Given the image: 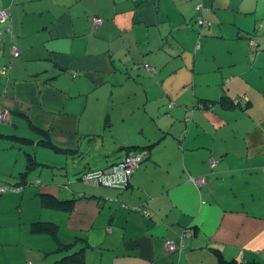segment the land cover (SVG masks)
Returning <instances> with one entry per match:
<instances>
[{
    "label": "crops",
    "instance_id": "obj_1",
    "mask_svg": "<svg viewBox=\"0 0 264 264\" xmlns=\"http://www.w3.org/2000/svg\"><path fill=\"white\" fill-rule=\"evenodd\" d=\"M198 4L210 22L201 35ZM0 9L9 14L0 70L10 44L21 49L0 73L10 115L0 121V186L18 185L36 162L23 189L0 195V264H53L67 245L85 248V264H220L217 254L264 264V0H0ZM118 100H140L132 112L143 109L144 122L127 124ZM107 132L118 146L110 164L154 144L124 190L68 176L67 158ZM193 177L207 180L197 188ZM41 194L72 208H43ZM37 221L55 223L56 239L31 232ZM165 241L182 248L165 255Z\"/></svg>",
    "mask_w": 264,
    "mask_h": 264
},
{
    "label": "trees",
    "instance_id": "obj_2",
    "mask_svg": "<svg viewBox=\"0 0 264 264\" xmlns=\"http://www.w3.org/2000/svg\"><path fill=\"white\" fill-rule=\"evenodd\" d=\"M198 5H201V4H198ZM195 6V12H196V16L194 18V21L196 23V25L198 26V34L201 35L202 31L204 30V28L210 26V22H208L204 17H203V7L201 5V10H197V6ZM201 19L203 20V22H205L206 25H202L199 23L198 19ZM249 46L251 47V49H255V42L250 38L249 39ZM20 55H21V49H20ZM19 55V57H20ZM16 58V59H10L8 58L7 62L8 63L10 60L12 61V66L11 68L14 66L15 62L19 59ZM149 67L150 69L153 67L149 66L148 64H145L143 66V68L147 71H149L151 74L153 73H156V70L155 72H153V70L151 69H147L146 67ZM10 71V70H9ZM8 71V72H9ZM7 72V73H8ZM6 73V74H7ZM4 74V75H6ZM235 100H225V99H221L220 100V104L225 106V107H236L238 106L240 103H237L235 104L234 103ZM213 106V103L212 102H200L198 103L197 107L200 108V109H205V108H210ZM189 120V118L187 119ZM44 145L54 151H59L57 148H55L54 146H52L50 143H44ZM154 146V144H151V145H148L146 147H139V146H129V147H126L125 150V155L123 156V158L118 161V162H114L110 165H108L106 168H103V169H98V170H86V171H83L81 173V175L79 176V182L83 183V184H86V185H92V186H102V187H107V186H104L102 184H99V183H88V182H85L83 180V177L85 175H87L88 173H93V172H98V171H101V170H105L107 168H109L110 166H113V165H117V164H120L122 162V160L127 156L129 155L130 153H144V155L142 156L141 158V162L139 164V166L132 172V174L130 175L129 179H128V182L127 184L121 188V189H127L129 184H130V178L131 176L133 175V173L140 167V165L143 163V161L146 159V157L150 154L149 150ZM34 167H36V162L33 160V159H28V164H27V167H26V170L25 172H23V174L20 176V182L18 183V185H5V186H0V187H7V188H21L23 189V187L25 186V184L27 183V174L31 171V170H34ZM194 178V177H193ZM15 192H18V191H12V190H7L6 192L4 193H0V195H3L5 193H15ZM40 198H41V205L43 208H47V209H53V210H59V211H65V212H68L71 210L72 208V204H73V200H61V199H57L56 197H53L52 195H49V194H41L40 195ZM56 231H57V225L53 222H43V221H37L35 223H32L31 224V232L33 233H45V234H50V235H53V237L56 239ZM182 236L184 237L185 234H182ZM183 237H181L182 241H183ZM182 241L180 243V245H177L176 243V246H177V249L169 254L166 253L165 251V244L169 241H165L163 243V252L165 255H170L172 253H175V252H179L180 251V248H182ZM67 247H69L68 245L65 246V248H58L56 253L61 252V251H64V255L62 257H60L58 260L54 261L53 264H85V259H84V249L85 248H79V249H76L70 253H68L67 250H65ZM74 248V247H73ZM218 256V259H219V263L220 264H238L237 262L235 261H229V260H225L223 259L219 254H217Z\"/></svg>",
    "mask_w": 264,
    "mask_h": 264
},
{
    "label": "built area",
    "instance_id": "obj_3",
    "mask_svg": "<svg viewBox=\"0 0 264 264\" xmlns=\"http://www.w3.org/2000/svg\"><path fill=\"white\" fill-rule=\"evenodd\" d=\"M197 10H201V5L197 6ZM9 14L7 9H0V48L4 44L3 35L5 33V28L3 27L4 24L8 21ZM95 24L98 25L101 23V19H95ZM199 23L202 25H206L203 20L200 18L198 19ZM9 58L16 59L20 55V48L16 44H10L9 50ZM12 66V61L10 60L6 63L0 70L1 74H6ZM147 69H150L148 66ZM152 69V68H151ZM150 69V70H151ZM155 72L154 69H152ZM241 99H235L234 103H240ZM10 120V115L7 110H3L0 108V121L8 122ZM144 153H130L127 155L120 164L110 166L105 170H101L98 172L88 173L83 177V180L88 183H99L107 187H116V188H123L132 174V172L139 166L141 162V158ZM216 164L214 159L210 160V165L213 167ZM207 178L198 177V178H191V182L194 184L195 187L200 188L206 183ZM7 190L12 191H20L21 188H7V187H0V193H4ZM177 246L174 242H167L165 244V251L167 254L175 251Z\"/></svg>",
    "mask_w": 264,
    "mask_h": 264
},
{
    "label": "rangeland",
    "instance_id": "obj_4",
    "mask_svg": "<svg viewBox=\"0 0 264 264\" xmlns=\"http://www.w3.org/2000/svg\"><path fill=\"white\" fill-rule=\"evenodd\" d=\"M119 104L116 106V111L118 112H123V114L126 116L125 121L127 124L131 122H138L139 124H142L144 122V117H143V109L142 110H135V112H132L133 109H135L137 106L140 105L141 101L138 100H125V101H120L118 100ZM113 118V116H112ZM119 122V121H118ZM114 123L116 124L113 132L111 134L114 136V139L117 141L122 140V133L120 131H123L120 129V126L117 125V121L114 120ZM110 135V132L106 133V136L102 139L100 145L94 144L95 142H92L90 146H86V144H83L81 149H83L82 156L80 158H75L74 160L71 159L72 157L67 158L68 162V171L71 173L72 171H76L74 175L70 177V173H68V176L70 179L73 178H78L84 167L88 164L92 169H98L106 166L107 164H110L115 160V156L113 153V149H117L115 147V143L111 142V140L108 138ZM66 160V159H65ZM109 161V162H108ZM76 165V166H75Z\"/></svg>",
    "mask_w": 264,
    "mask_h": 264
}]
</instances>
